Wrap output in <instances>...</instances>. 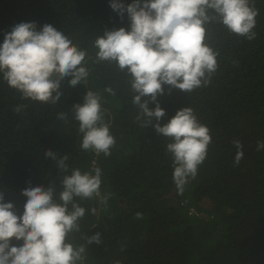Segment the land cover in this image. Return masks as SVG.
Masks as SVG:
<instances>
[{
  "label": "trees",
  "instance_id": "1",
  "mask_svg": "<svg viewBox=\"0 0 264 264\" xmlns=\"http://www.w3.org/2000/svg\"><path fill=\"white\" fill-rule=\"evenodd\" d=\"M120 2L127 7L133 0ZM251 2L259 13L255 38L235 34L218 21L208 24L206 43L218 53L210 82L190 93L169 92L165 85L158 97L166 111L161 125L191 107L212 137L206 159L181 194L167 151L171 141L137 120L130 77L114 62L96 59L94 41L105 30H130L127 12L121 16L111 0H0V45L19 23L35 22L37 30L51 24L87 51L89 70L86 83L71 87L70 77L61 82L57 104L22 98L0 73V192L5 202L22 215L24 189L54 184L59 193L65 173L45 155L52 150L68 155L67 174L75 168L102 171L101 197L77 198L86 211L70 242L86 248L80 264H264V149L257 150L264 141V0ZM109 87L114 95L106 91ZM88 90L102 96L116 141L109 156L80 147L72 108L83 104ZM237 140L244 153L238 165ZM97 232L102 243L88 245L87 237ZM12 243L23 242L13 238Z\"/></svg>",
  "mask_w": 264,
  "mask_h": 264
},
{
  "label": "clouds",
  "instance_id": "2",
  "mask_svg": "<svg viewBox=\"0 0 264 264\" xmlns=\"http://www.w3.org/2000/svg\"><path fill=\"white\" fill-rule=\"evenodd\" d=\"M110 6L121 16L127 12L130 30H105L94 41L96 59L114 62L130 77L135 94L132 103L139 108L137 120L171 141L167 151L173 158V180L182 194L206 159L212 137L191 107L178 110L161 125L166 111L158 97L164 94L165 85L169 92L175 88L187 93L206 86L218 67V53L206 43V26L218 21L251 40L256 35L253 29L258 9L251 0H133L127 7L120 0H111ZM87 55L53 25L37 30L35 22H22L5 34L0 45V73L22 98L57 104L65 78H71V87L87 82ZM106 91L115 94L111 87ZM152 103L154 109L149 107ZM15 111L20 112L21 107ZM72 112L82 134L80 147L111 155L116 141L105 121L102 96L88 90L83 104L74 105ZM58 118L66 121L67 115L59 113ZM233 143L238 149V165L244 155L243 145L238 140ZM261 149L264 141L257 144V150ZM45 155L65 173L61 190L57 193L54 184L24 189L22 195L27 201L22 215H17L14 204L5 202L0 192V264H80L84 260L85 246L70 242L71 234L80 231L79 221L86 211L77 198L101 197L102 171L98 167L84 172L75 168L67 174L68 155L60 157L52 150ZM107 199L104 196L101 202ZM92 212L95 214L96 209ZM136 216L141 218L142 214ZM13 238L23 243L13 245ZM92 243H102L101 233L87 237V244Z\"/></svg>",
  "mask_w": 264,
  "mask_h": 264
},
{
  "label": "rangeland",
  "instance_id": "3",
  "mask_svg": "<svg viewBox=\"0 0 264 264\" xmlns=\"http://www.w3.org/2000/svg\"><path fill=\"white\" fill-rule=\"evenodd\" d=\"M192 212H196V210H195V209H193V210H192Z\"/></svg>",
  "mask_w": 264,
  "mask_h": 264
}]
</instances>
